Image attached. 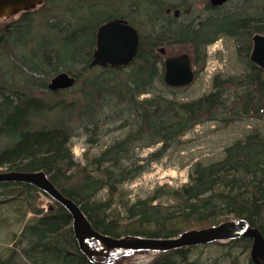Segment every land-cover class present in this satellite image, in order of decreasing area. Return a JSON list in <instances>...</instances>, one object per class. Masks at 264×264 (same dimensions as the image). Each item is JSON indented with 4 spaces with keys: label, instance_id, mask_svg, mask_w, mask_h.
<instances>
[{
    "label": "trees",
    "instance_id": "16d2710c",
    "mask_svg": "<svg viewBox=\"0 0 264 264\" xmlns=\"http://www.w3.org/2000/svg\"><path fill=\"white\" fill-rule=\"evenodd\" d=\"M163 3L158 4L159 8L166 6ZM167 7L159 27L151 21L154 29L148 40L138 32L136 58L126 67L89 68V64L96 50L99 27L108 21L129 18L115 15L100 18L92 25L83 21L84 16L76 19L72 10H68L70 14L65 16L73 15L77 23L69 19L62 26L63 19L46 25L51 37L44 45L39 43V51L31 52V59L35 54L38 56V64H25L15 58L24 66L26 83L48 90V83L39 81L60 72L74 76L76 83L69 90H48L61 97L46 104L25 90L4 91L5 82L1 81L0 171H43L55 187L79 206L94 230L111 238H172L187 230H200L229 220L245 221L264 237V138L257 132L225 147L218 160L207 164L195 162L188 181L181 186L157 187L148 197L123 205V216L111 210L110 199L118 187L139 177L169 152L179 150L182 137L195 126L218 120L220 115L237 120L240 116L264 112V70L248 58L253 37L264 36V12L255 17L239 12L213 16L210 12L198 21L171 28L169 22L175 21L166 14L170 11ZM206 9L218 8L206 3ZM33 14L25 12L9 23L0 24V44L24 45L23 35L32 32ZM225 36L235 39L237 53L246 61L242 75L219 80L216 76L211 91L183 101L166 99L154 89L159 85L174 96L182 89L163 84L160 47L167 53L166 48L172 44H186L190 62L198 72L205 63L206 47ZM51 43L60 46L50 48L55 51L50 52L54 57L45 52L40 56V48L46 50ZM73 62L80 63L79 67L74 68ZM232 92L235 99L228 113L224 95ZM51 111L54 123L35 126L37 117ZM115 120L121 121L119 129H128L126 134L88 159L87 164L75 163L70 154L75 130L80 127L90 132L89 143H94L105 123ZM152 148L143 157L135 154V150ZM102 191H106L108 200H96ZM38 195L39 191L30 185L0 184V208L8 205L15 210L24 208L22 218L15 221L16 231H12L8 240L12 247L6 258H0V264H123L124 259L136 253L113 251L91 262L78 250L68 211L54 202L43 212ZM27 214L31 217L23 225ZM250 241L248 237H240L228 245L239 243L249 248ZM188 251L179 248L159 253L149 264H196L189 261Z\"/></svg>",
    "mask_w": 264,
    "mask_h": 264
},
{
    "label": "rangeland",
    "instance_id": "374dc122",
    "mask_svg": "<svg viewBox=\"0 0 264 264\" xmlns=\"http://www.w3.org/2000/svg\"><path fill=\"white\" fill-rule=\"evenodd\" d=\"M164 2L166 6L159 8V3ZM207 0H49L34 11L31 20L30 32L22 38V44L18 45L11 42L2 46L0 44V84L4 91L11 93V90L28 92L36 98H41L46 104H52L61 96H57L48 90L38 88L36 85L26 83L27 74L24 66L15 60L16 56L24 61L25 64H38V56H33L32 51H39V43L42 45L51 37L47 26L56 20L63 21L60 23L65 26L67 20L77 23L78 16H84V22L92 25L96 24L100 18L110 16L127 17L128 22H132L136 30L142 35L144 40H148L152 36V24L157 22V27L163 22L162 14L166 12L167 4L170 8L166 13L169 17L173 16L175 23L171 20V28L177 24L190 23L205 18ZM90 7V8H88ZM68 10H72L71 16ZM75 12V13H74ZM239 12L243 16H254L257 13L264 12V0H228L224 5L214 10L215 13ZM74 18V19H73ZM10 22V21H9ZM7 22V23H9ZM5 24V23H4ZM65 24V25H64ZM168 24V23H166ZM68 30V29H67ZM71 30V29H69ZM32 42H29V41ZM52 45L59 48V44L51 43L46 50L41 49L40 56L45 52L52 55L54 52ZM60 49V48H59ZM167 56H177L185 53L189 54V47H182L178 44H172L166 48ZM205 63L200 71L197 67H193L196 73L193 82L186 88L176 93L177 96L185 99L197 98L208 93L212 89L213 80L217 76L219 79L227 77H237L242 75L246 70V64L238 55L236 50V42L233 37H221L206 48ZM38 54V53H37ZM74 68L79 67L80 63L73 62ZM39 66V65H38ZM199 70V69H198ZM23 72V73H21ZM50 79L42 80L47 84ZM48 85V84H47ZM8 89V90H7ZM69 90V89H68ZM157 92L166 91L161 86H156ZM227 104L230 105L235 99L234 92L224 95ZM50 102V103H47ZM230 111V110H229ZM228 111V113H229ZM45 114V113H43ZM35 119V126H49L54 123V112L46 113ZM51 119H50V118ZM121 122V121H120ZM118 120L111 121L108 125H104L103 132L98 136L96 143H89L90 132H86L82 128L75 130V135L70 141L71 152L75 163L85 165L92 156L98 154L106 146L110 145L116 139H119L127 130L119 129ZM251 132L259 133L264 138V118L258 119L253 117H245L238 120L224 119L223 115L215 121L204 122L195 126L188 131L181 139L180 149L169 152L160 162L152 164L146 172L136 179L126 182L118 187V191L110 199L111 210L113 214L123 216V205L133 202L137 199L146 198L160 186H168L177 188L188 181V173L191 166L195 162L207 164L220 159L224 154V149L228 145L237 140L243 139ZM152 149L135 150L138 157L145 156ZM99 200H108L110 198L106 191H102L97 196ZM37 201L39 208L43 212H47L54 205V201L46 195L39 193ZM162 201L166 202L165 199ZM11 206H3L0 208V258H6L8 249L12 247L10 235L15 230V221L22 218L24 208H10ZM31 215L27 214L23 225L30 219ZM15 227V228H14ZM188 248V259L190 262L195 261L196 264H249L250 248L236 243L229 246L225 242H214L207 245H200ZM157 254L152 251H138L124 259L123 264H149ZM264 264V261H262Z\"/></svg>",
    "mask_w": 264,
    "mask_h": 264
},
{
    "label": "water",
    "instance_id": "95a60500",
    "mask_svg": "<svg viewBox=\"0 0 264 264\" xmlns=\"http://www.w3.org/2000/svg\"><path fill=\"white\" fill-rule=\"evenodd\" d=\"M46 0H0V24L7 23L19 14L38 9ZM227 0H211L213 6ZM139 46L137 31L124 19H115L101 25L97 31V46L89 67L96 65L124 67L135 59ZM162 54L164 51L161 49ZM251 62L264 69V36L257 35L249 56ZM164 82L171 87L187 86L193 81L189 57L184 54L165 61ZM75 84V77L60 72L53 76L47 88L50 91L67 90ZM22 183L33 186L65 208L72 219V231L80 250L93 261L94 257L105 256L110 251H154L164 252L182 247L224 242L245 236L252 240L250 256L255 264L264 261V237L258 229L244 221H226L202 230H191L174 238L154 239L142 237L111 238L95 231L80 208L48 179L43 171L0 172V184ZM96 242L100 249L93 248Z\"/></svg>",
    "mask_w": 264,
    "mask_h": 264
},
{
    "label": "bare ground",
    "instance_id": "6f19581e",
    "mask_svg": "<svg viewBox=\"0 0 264 264\" xmlns=\"http://www.w3.org/2000/svg\"><path fill=\"white\" fill-rule=\"evenodd\" d=\"M209 4V6L210 7H212V8H215L211 3H208ZM207 11V14H209L210 12L211 13H213L214 12V10L213 9H211V10H209V9H206ZM216 14V13H215ZM215 14H213V16H215ZM256 36H254L253 37V42H254V38H255ZM215 42V41H214ZM213 42V43H214ZM253 45V44H252ZM182 47H187V45L186 44H182L181 45ZM207 48V47H206ZM249 58V57H248ZM242 61L246 64V61H244V59H242ZM249 61L251 62V60H250V58H249ZM253 63V62H252ZM254 64V63H253ZM255 66H257L256 64H254ZM107 66H110V65H107ZM107 66H102V65H96V66H93V67H97V68H101V67H107ZM110 67H112V66H110ZM257 67H259V66H257ZM89 68H91V67H89ZM260 69H262L261 67H259ZM262 70H264V69H262ZM74 77V76H73ZM163 84L167 87L168 85H166L165 84V82H164V77H163ZM156 86H159V85H156ZM156 86H155V88H156ZM169 88H182V89H184V88H186L187 86H182V87H171V86H168ZM154 88V89H155ZM163 93V92H162ZM207 94V93H206ZM176 95V94H175ZM204 95V94H203ZM162 96L164 97V98H166V99H170V98H174V99H176V100H184L185 98H183V97H179V96H174L171 92H165V93H163L162 94ZM202 96V95H201ZM143 96H141L140 98H142ZM233 101L234 100H232V103H233ZM227 103V102H226ZM232 103H230V104H232ZM229 108H230V105H228L227 104V112L229 111ZM245 117H253V118H258V119H263L264 118V112L262 113V112H259L258 113V115H249V116H240V117H238L237 118V120L238 119H241V118H245ZM109 124V122H106L105 123V125H108ZM126 130L128 131V129L126 128ZM126 131V132H127ZM126 132L122 135V136H124L125 134H126ZM101 135V134H100ZM121 136V137H122ZM98 139L99 138H97V141H98ZM94 143H96V142H94ZM70 154H71V156H73V154H72V152H71V150H70ZM73 160H74V157H73ZM58 189V188H57ZM59 190V189H58ZM60 191V190H59ZM61 192V191H60ZM63 194V193H62ZM64 195V194H63ZM65 196V195H64ZM66 198H68L67 196H65ZM68 199H70V198H68ZM100 198H98V197H96V200H99ZM71 200V199H70ZM75 203V202H74ZM76 204V203H75ZM77 205V204H76ZM78 206V205H77ZM79 207V206H78ZM224 222H226V221H224ZM208 228V227H207ZM187 231H191V230H187ZM187 231H184V232H187ZM184 232H182V233H184ZM181 233V234H182ZM240 237H245V236H240ZM240 237H237V238H240ZM155 239V238H154ZM235 239V238H234ZM233 240V239H232ZM251 240V239H250ZM75 241H76V239H75ZM231 241V240H230ZM226 244H228V242L229 241H224ZM76 243H77V241H76ZM211 243H214V242H211ZM211 243H208V244H211ZM205 245H207V244H205ZM251 245H252V240L250 241V250H251ZM77 246H78V244H77ZM193 247H195V246H193ZM177 249H179V248H177ZM78 250L85 256V257H87L81 250H80V248L78 247ZM88 258V257H87ZM250 260L252 261V259H251V256H250ZM260 262V264H262V260H260L259 261ZM252 264H255L253 261H252Z\"/></svg>",
    "mask_w": 264,
    "mask_h": 264
},
{
    "label": "flooded vegetation",
    "instance_id": "af4514ba",
    "mask_svg": "<svg viewBox=\"0 0 264 264\" xmlns=\"http://www.w3.org/2000/svg\"><path fill=\"white\" fill-rule=\"evenodd\" d=\"M207 3H209V0H207Z\"/></svg>",
    "mask_w": 264,
    "mask_h": 264
}]
</instances>
